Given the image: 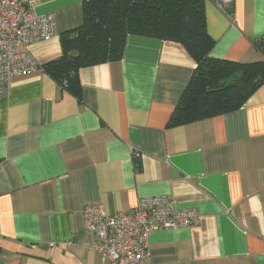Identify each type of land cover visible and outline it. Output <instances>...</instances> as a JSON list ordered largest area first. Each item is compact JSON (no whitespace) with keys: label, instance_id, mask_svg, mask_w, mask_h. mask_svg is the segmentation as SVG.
Listing matches in <instances>:
<instances>
[{"label":"crops","instance_id":"0c3cea01","mask_svg":"<svg viewBox=\"0 0 264 264\" xmlns=\"http://www.w3.org/2000/svg\"><path fill=\"white\" fill-rule=\"evenodd\" d=\"M85 0H32L56 35L0 97V264H109L82 207L132 210L169 195L196 227L158 229L140 264H264V82L237 110L168 127L196 63L178 42L128 35L120 60L82 67L80 98L40 66L81 25ZM210 55L263 59L264 0H204ZM139 156H134V153Z\"/></svg>","mask_w":264,"mask_h":264},{"label":"trees","instance_id":"16d2710c","mask_svg":"<svg viewBox=\"0 0 264 264\" xmlns=\"http://www.w3.org/2000/svg\"><path fill=\"white\" fill-rule=\"evenodd\" d=\"M128 35L181 43L196 63L168 127L237 110L264 82V38L259 61L210 55L204 0H85L81 25L60 34L61 55L40 68L79 99V70L120 60Z\"/></svg>","mask_w":264,"mask_h":264},{"label":"built area","instance_id":"2783aa9c","mask_svg":"<svg viewBox=\"0 0 264 264\" xmlns=\"http://www.w3.org/2000/svg\"><path fill=\"white\" fill-rule=\"evenodd\" d=\"M55 35L52 12L36 14L32 0H0V97L7 94L13 77L37 67L30 44ZM82 218L85 230L95 238L94 248L109 264L146 262L153 231L200 224L198 213L176 210L169 195L140 197L132 210L112 216L101 204H86Z\"/></svg>","mask_w":264,"mask_h":264}]
</instances>
